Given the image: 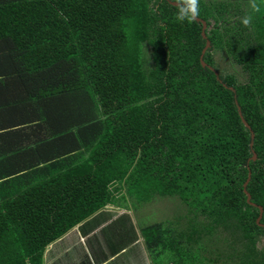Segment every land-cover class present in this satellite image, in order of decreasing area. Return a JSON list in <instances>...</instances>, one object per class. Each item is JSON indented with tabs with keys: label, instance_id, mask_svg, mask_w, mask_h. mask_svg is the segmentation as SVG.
I'll use <instances>...</instances> for the list:
<instances>
[{
	"label": "trees",
	"instance_id": "1",
	"mask_svg": "<svg viewBox=\"0 0 264 264\" xmlns=\"http://www.w3.org/2000/svg\"><path fill=\"white\" fill-rule=\"evenodd\" d=\"M176 13L171 0H0V130L16 134L0 133V264H45L120 194L187 205L184 228L141 229L175 264H213L198 251L214 233L237 264H264V10L200 0L206 37Z\"/></svg>",
	"mask_w": 264,
	"mask_h": 264
},
{
	"label": "crops",
	"instance_id": "2",
	"mask_svg": "<svg viewBox=\"0 0 264 264\" xmlns=\"http://www.w3.org/2000/svg\"><path fill=\"white\" fill-rule=\"evenodd\" d=\"M8 115L7 112L4 117ZM11 130L3 128L0 133L16 135ZM2 141L8 148L15 139L4 137ZM130 209L131 204L120 194L50 244L45 251V264H175L174 258L166 262L157 260L158 247L146 243L141 230L145 226L137 224L136 214ZM208 250L211 252L210 248ZM213 259V264H222L217 257Z\"/></svg>",
	"mask_w": 264,
	"mask_h": 264
},
{
	"label": "rangeland",
	"instance_id": "3",
	"mask_svg": "<svg viewBox=\"0 0 264 264\" xmlns=\"http://www.w3.org/2000/svg\"><path fill=\"white\" fill-rule=\"evenodd\" d=\"M260 41L264 43V38L261 37ZM126 202L131 204V212H134L137 217V224L139 226L154 225L156 223H164L168 226L184 228L188 223L187 218V205L178 197H156L149 201L140 202L135 197H126ZM206 235L205 233L203 236ZM221 236V235H220ZM206 251H198L201 254L199 261H204L205 257H217L218 261L223 264H237L241 258L237 257L232 251H229L224 243L219 239L218 235L214 233L210 238L204 240ZM264 246V236L260 241V247ZM208 248L211 249L209 252ZM157 260L166 262L172 259L173 256L170 251L157 250ZM174 260V259H173ZM223 261V262H222Z\"/></svg>",
	"mask_w": 264,
	"mask_h": 264
},
{
	"label": "clouds",
	"instance_id": "4",
	"mask_svg": "<svg viewBox=\"0 0 264 264\" xmlns=\"http://www.w3.org/2000/svg\"><path fill=\"white\" fill-rule=\"evenodd\" d=\"M251 13L258 14L264 10V0H248ZM177 8L176 19L183 23L185 21L192 23L200 15V0H175ZM253 21V15H245L241 23L245 27H250Z\"/></svg>",
	"mask_w": 264,
	"mask_h": 264
},
{
	"label": "water",
	"instance_id": "5",
	"mask_svg": "<svg viewBox=\"0 0 264 264\" xmlns=\"http://www.w3.org/2000/svg\"><path fill=\"white\" fill-rule=\"evenodd\" d=\"M171 3L175 5V1H172V0H171ZM197 20L203 22V25H204L203 36L206 37L205 30H206V27H207V22H206L205 20H203L202 18H200V17H197ZM209 47H211V41H210V40H207L206 47L203 49V52H202V55H201V62H202V64H203L204 66L206 65V63H205V61L203 60V57H204V54H205L206 50H207ZM239 110H240V114H241V116H242V119H243L245 125H246L247 127H250V125L248 124V122L245 120V118H244V116H243V113H242V111H241V107H240V106H239ZM252 137L254 138V134H252ZM252 145H253V142H252ZM254 158H256V153H255V151H254ZM249 180H250V177H249L248 180L244 183V190H245V192H246V194H247V201H248V203H251V204L257 206V204H256L255 202L252 201V195H251V193L247 190V185H248V183H249ZM258 206H259V208H260V215H259V217L257 218V222H258L259 224H261V225L264 226V224L261 222V219H262V217H263V213H264V208H263V206H261V205H258Z\"/></svg>",
	"mask_w": 264,
	"mask_h": 264
}]
</instances>
